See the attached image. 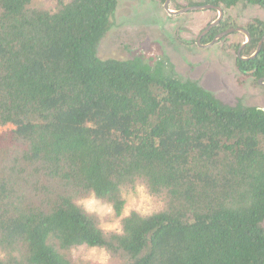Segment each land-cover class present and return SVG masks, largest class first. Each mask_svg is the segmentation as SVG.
<instances>
[{
  "label": "trees",
  "instance_id": "1",
  "mask_svg": "<svg viewBox=\"0 0 264 264\" xmlns=\"http://www.w3.org/2000/svg\"><path fill=\"white\" fill-rule=\"evenodd\" d=\"M35 1L0 0V125L15 126L0 134L5 264H76L68 250L80 244L108 249L111 264H264V109L225 104L165 61L101 59L117 0ZM242 3L264 9L202 5ZM230 28L223 20L202 42ZM245 29L248 58L264 21ZM236 66L264 78V45ZM136 179L157 207L133 211L123 235L73 203L94 187L119 213V189Z\"/></svg>",
  "mask_w": 264,
  "mask_h": 264
},
{
  "label": "rangeland",
  "instance_id": "2",
  "mask_svg": "<svg viewBox=\"0 0 264 264\" xmlns=\"http://www.w3.org/2000/svg\"><path fill=\"white\" fill-rule=\"evenodd\" d=\"M117 1L114 27L98 48L101 59L127 60L141 57L151 65L165 61L169 69L182 79L200 83L225 104L264 109V85L255 77L241 73L236 66L238 50L235 45L244 44L247 41L246 35L233 33L210 47L198 43L206 27L219 17L217 10L170 15L162 0ZM174 1L176 4L172 0L170 8L175 11L206 2ZM34 6L52 10L55 1L36 0ZM227 19L237 28L245 29L253 19L264 21V9L242 3L224 11L223 20ZM201 44L208 43L201 41Z\"/></svg>",
  "mask_w": 264,
  "mask_h": 264
},
{
  "label": "clouds",
  "instance_id": "3",
  "mask_svg": "<svg viewBox=\"0 0 264 264\" xmlns=\"http://www.w3.org/2000/svg\"><path fill=\"white\" fill-rule=\"evenodd\" d=\"M14 127L11 122L0 125V133L14 129ZM119 198L123 202L119 213L112 201L100 199L94 187L88 189L86 196L75 198L73 203L88 216L99 218L97 228L100 232L118 235H123L122 221L133 211L141 216H149L157 207V198L141 179L135 180L132 189L121 186ZM68 254L76 264H111V253L98 244L73 246L68 250ZM8 255L7 251H0V264H5Z\"/></svg>",
  "mask_w": 264,
  "mask_h": 264
},
{
  "label": "water",
  "instance_id": "4",
  "mask_svg": "<svg viewBox=\"0 0 264 264\" xmlns=\"http://www.w3.org/2000/svg\"><path fill=\"white\" fill-rule=\"evenodd\" d=\"M171 2L172 0H166L165 1V4H164V7L166 9V11L170 14V15H182L184 13H187V12H191V11H205V10H217L219 12V17L217 18L216 21L212 22L211 24H209L206 29L202 32V34L200 35L199 39H198V43L199 45L203 46V47H210L214 44H216L217 42H219V40H221L222 38L226 37V36H229L233 33H237V32H240V33H243L246 35L247 37V41L242 44L240 46V48L238 49L237 51V55L240 59L242 60H250V59H254L257 57V55L260 53L263 45H264V38L260 41L259 45H258V48H257V51L251 56V57H248V58H244L242 57V51L243 49L251 42V35L250 33L244 29V28H230L218 35H216V37L208 44L206 45H202L201 44V41L202 39L215 27L219 26L220 23L222 22L223 18H224V10L222 7L220 6H214V5H211V4H207V5H202V6H190V7H187V8H184V9H181V10H172L170 8V5H171ZM259 83L264 85V78L260 79L259 80Z\"/></svg>",
  "mask_w": 264,
  "mask_h": 264
}]
</instances>
